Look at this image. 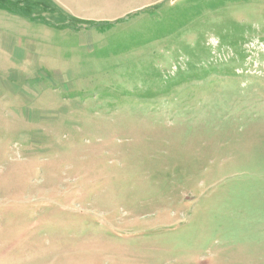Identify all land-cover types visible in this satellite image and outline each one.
Segmentation results:
<instances>
[{
  "label": "rangeland",
  "instance_id": "obj_1",
  "mask_svg": "<svg viewBox=\"0 0 264 264\" xmlns=\"http://www.w3.org/2000/svg\"><path fill=\"white\" fill-rule=\"evenodd\" d=\"M0 264H264V0H0Z\"/></svg>",
  "mask_w": 264,
  "mask_h": 264
}]
</instances>
